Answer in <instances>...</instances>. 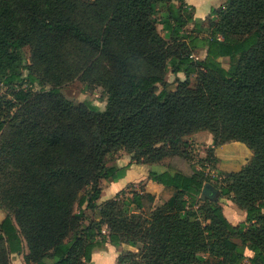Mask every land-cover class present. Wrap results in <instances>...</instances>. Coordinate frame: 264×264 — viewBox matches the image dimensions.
Masks as SVG:
<instances>
[{
    "label": "trees",
    "instance_id": "16d2710c",
    "mask_svg": "<svg viewBox=\"0 0 264 264\" xmlns=\"http://www.w3.org/2000/svg\"><path fill=\"white\" fill-rule=\"evenodd\" d=\"M74 80L104 89L103 111L64 93ZM0 86V264L22 241L24 264H93L106 244L116 264H264V0L205 19L185 0H0ZM202 131L214 168L220 145L252 152L216 187L244 212L237 225L200 200L206 166L186 137ZM120 151L163 171L99 203Z\"/></svg>",
    "mask_w": 264,
    "mask_h": 264
},
{
    "label": "crops",
    "instance_id": "0c3cea01",
    "mask_svg": "<svg viewBox=\"0 0 264 264\" xmlns=\"http://www.w3.org/2000/svg\"><path fill=\"white\" fill-rule=\"evenodd\" d=\"M185 1L188 5L194 7V18L205 19L210 14L212 9L218 8L219 6L223 5L226 0H185ZM203 56L201 57L198 56V58H202ZM186 139L191 143V147L193 145L204 149L212 147L213 137L209 132H205V131L197 132L187 136ZM242 145L244 144L237 141H232L216 147L214 149V155L219 161L217 169L228 172L240 170L252 157L251 150H246V152L242 151L241 148ZM236 151L241 152L242 154L241 158L234 159L232 157L229 158L226 157V153L236 152ZM129 162H130V156L119 158L114 162V165L117 166L118 168L124 169L125 167V169L123 171L122 176L118 178L117 181L107 183L106 187L102 190L99 199L100 202L106 200L102 198L105 190L110 191L109 194V198H110L111 196H114L118 191L125 189L130 184L139 183L141 181L147 182L150 171L152 170L158 172L163 171V168H160L156 165L131 164L130 166H128ZM162 188L163 187L161 185L153 182L150 184V186L148 185L147 189L151 193L159 194ZM152 189H159L158 190L159 192H155ZM218 202L220 203L221 206H223L220 198ZM230 210L231 211H229L228 209L229 214H231V216L229 217L226 215V211L223 208V212L226 218L232 225H237L245 220V215L243 211L240 210V212H238L233 207H231ZM4 217L5 215L1 214L0 220H2ZM124 249H126V247H124ZM117 255H118V251L116 250V248L110 244H106L105 248L95 249L92 251L91 260L93 264H116ZM10 261L11 264H24L23 254L19 255L16 253H12L10 255Z\"/></svg>",
    "mask_w": 264,
    "mask_h": 264
},
{
    "label": "rangeland",
    "instance_id": "374dc122",
    "mask_svg": "<svg viewBox=\"0 0 264 264\" xmlns=\"http://www.w3.org/2000/svg\"><path fill=\"white\" fill-rule=\"evenodd\" d=\"M157 28L160 31L161 35H163L164 37H167V35H165V32L161 29L162 27H161L160 24L157 25ZM201 28H202L203 33L200 36H203L205 34H209V28L207 27L206 23H204ZM191 30H192V24L188 23L186 25V27L184 28V31L185 32H188V31L190 32ZM23 51H24V57H25V59L27 61V59L29 58V49L27 47H25L23 49ZM203 54H204L203 50H199L198 53L195 54V56L196 57H198V56L201 57V56H203ZM223 61H227V60L223 59ZM177 76H179L180 79L184 78V76L182 74H178ZM175 77L176 76L171 74V73L167 74V76H166L167 80L169 82L173 83V87L175 86V84H174ZM194 84H195L194 77H191V86H193ZM62 88H63L64 93L68 97L73 98V99H75L78 102L86 101V102L90 103L91 105H93L99 111H103L104 108H105L107 96H106V93H105V91H104V89L102 87H95L92 90H87V89L84 88V86L79 81L74 80L73 82L65 84ZM5 90H6V88L4 86H0V94H3L5 92ZM241 148H242L243 152H246V150H250L248 147H246L244 145H242ZM206 150L207 149H204V148H201V147L193 145L192 147H190V153L189 154H190V156L192 158L191 161L197 166L198 169L201 170V165L200 164H205L206 167L203 168V172L205 173V176L207 177V180H208L207 183L211 184L214 188H216V187L219 186V182L222 179L221 173L222 172H228V171H222V170H218L217 168L212 167V164L205 159L206 158ZM125 156H129V155L126 152H124V151H120V152L116 153V155L109 162V165L110 164H114V162L117 159L125 157ZM226 157H228V158L232 157L234 159H239V158L242 157V154L239 151L230 152V153H226ZM202 160H204V162H201ZM124 169H125V167H124ZM107 183H109V182L104 181L102 183V189H104L106 187ZM134 185L137 186V187H135ZM139 185H140V183H135V184H133V186H134L133 188L138 189ZM127 189H128L127 191L129 192L130 186H128ZM152 190L155 191V192H159L158 191L159 189H152ZM218 191L220 193L219 189H218ZM109 194H110V191L109 190H105L102 198H104V199L109 198ZM114 196H111L110 198H112ZM219 198L221 199V202L223 204L222 209L224 208V210L226 211V215L227 216H229V217L231 216V214H229V212H228V209H229V211H231L230 210L231 207H233L236 211L240 212V210L235 205H233L232 201L230 199H228L226 196L222 197L221 193L216 199L211 200V201L218 202ZM200 200L204 201V200H209V199H207V198H203L202 199L200 197ZM98 202L100 203V200ZM159 203L160 202L157 201L156 204H159ZM1 214L6 215V212L4 210L0 209V216H1ZM91 215L92 214L90 212H87V217L88 218L91 217ZM22 245H23V252L22 253H24L25 252V243H24V241H22ZM21 254H19V255H21ZM245 254L248 256V255H250V252L246 251Z\"/></svg>",
    "mask_w": 264,
    "mask_h": 264
},
{
    "label": "water",
    "instance_id": "95a60500",
    "mask_svg": "<svg viewBox=\"0 0 264 264\" xmlns=\"http://www.w3.org/2000/svg\"><path fill=\"white\" fill-rule=\"evenodd\" d=\"M219 191L218 189L214 188L211 184H204L202 191H201V195L200 197L203 198H207L209 200H214L217 198V196L219 195Z\"/></svg>",
    "mask_w": 264,
    "mask_h": 264
},
{
    "label": "built area",
    "instance_id": "2783aa9c",
    "mask_svg": "<svg viewBox=\"0 0 264 264\" xmlns=\"http://www.w3.org/2000/svg\"><path fill=\"white\" fill-rule=\"evenodd\" d=\"M220 38V37H219Z\"/></svg>",
    "mask_w": 264,
    "mask_h": 264
}]
</instances>
